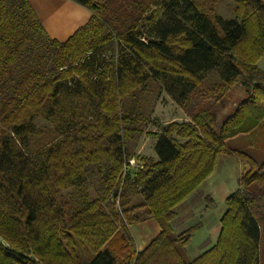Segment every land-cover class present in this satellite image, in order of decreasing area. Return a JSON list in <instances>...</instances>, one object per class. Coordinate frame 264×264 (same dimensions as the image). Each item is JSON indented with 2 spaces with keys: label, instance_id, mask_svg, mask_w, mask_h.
I'll return each instance as SVG.
<instances>
[{
  "label": "trees",
  "instance_id": "obj_1",
  "mask_svg": "<svg viewBox=\"0 0 264 264\" xmlns=\"http://www.w3.org/2000/svg\"><path fill=\"white\" fill-rule=\"evenodd\" d=\"M72 1L91 16L58 40L29 0H0V264H264V0L230 18L221 0ZM153 87L190 119L139 156ZM222 155L246 166L190 258L199 224L175 232V207ZM149 217L161 230L137 250L128 226Z\"/></svg>",
  "mask_w": 264,
  "mask_h": 264
},
{
  "label": "rangeland",
  "instance_id": "obj_2",
  "mask_svg": "<svg viewBox=\"0 0 264 264\" xmlns=\"http://www.w3.org/2000/svg\"><path fill=\"white\" fill-rule=\"evenodd\" d=\"M233 5V0H221L217 5L216 11L219 15L225 18L233 17ZM40 14L43 17L42 11H40ZM257 65L261 69H264V56L257 62ZM231 94V97L222 101L219 106L218 110H220V112L217 123H219L221 119L243 98L244 91L241 85L238 84ZM147 98L148 104L152 109V117L158 120V124H148L146 128L147 133L143 134L138 142L139 146L142 147L138 152L139 156H150L154 153L152 144L155 138L148 132L158 131L160 124H167L172 120L180 121L186 117L184 112L181 111L182 109L164 90L158 91V88L153 87L149 91ZM39 123L43 124L44 122L40 121ZM130 164L135 166L137 161L132 160L130 161ZM245 166L246 165L243 161L238 160L233 156L222 155L217 160L215 174L223 179L224 177L227 178V185L236 189L238 186V178L240 173L245 169ZM218 183L219 182L216 181L214 186L216 187V185H219ZM205 195L206 192L203 189H199V191L194 193L188 201V203L192 201L193 204L185 205L186 203H183L176 208L177 217L175 219V225H177L176 223L178 222H183L184 224L186 223L187 228L201 221L202 226H199L200 228L192 241L194 244H201V246L206 244L212 237L217 236L220 224L218 223V220H215V217H218L220 208L225 206V204H216L214 207L211 200L205 198ZM205 206H207V208H204Z\"/></svg>",
  "mask_w": 264,
  "mask_h": 264
},
{
  "label": "crops",
  "instance_id": "obj_3",
  "mask_svg": "<svg viewBox=\"0 0 264 264\" xmlns=\"http://www.w3.org/2000/svg\"><path fill=\"white\" fill-rule=\"evenodd\" d=\"M29 1H30L31 5L33 6V8L35 9L38 18H39L41 24L43 25L44 29L48 33V35L51 38H56L58 40L66 39L78 26L84 24L91 16V12L89 11V9H87L86 7L80 5V4H78L72 0H60V2H59V0H29ZM72 7L75 8L78 12L75 15L71 16L70 18H64L61 21V24L59 26V28L61 29V32H63L64 35L62 37H57V36L52 35L50 30L48 29L47 24H46L47 15H49L52 12L54 13V11L56 12V9L58 10L59 8H63V9L67 10V9L72 8ZM43 9H44V12H43ZM40 11H42L43 17L41 16ZM181 111H183V110H181ZM184 114L186 115V117L180 121H187L190 119L185 112H184ZM154 142H155V140H154ZM154 142H153L152 146H154ZM141 149H142V147H140L138 144L137 154H138L139 150H141ZM153 152L154 153L150 156L156 157V153H155L154 149H153ZM215 173H216V167H215L213 173L201 185H199L190 195H188L182 202H180L175 207V211H176V208L178 206L182 205L183 203H186L185 205L193 204L192 201L189 203H188V201H189L190 197L192 195H194V193H197V191H199V189H203L206 192L205 198H211V203L214 207L216 206V204H219V205L225 204V198L235 189H233L227 185V181H228L227 178L224 177V179H223V178L217 176V174H215ZM238 180H239V178H238ZM216 181L219 182L218 183L219 185H216V187H215L214 183ZM204 208H207V206H205ZM225 208H226L225 206H222L220 208L218 217H215V220H218V223H219L221 215L225 211ZM176 217H177V214L171 220V226H172L173 230L175 232H180V231L187 229L186 223L184 224L183 222H178V223H176L177 225H175ZM197 224H199L200 227L202 226L201 221H199ZM200 227H198V229ZM128 228H129V231L131 233V236L133 237V240L135 242L137 250L143 249L161 230L159 224L152 217H149L145 220L133 223V224L129 225ZM198 229L195 230L191 240L189 241V243L186 246V251H187V254L189 255L190 258H194V257L198 256L200 253H202L203 251H205L206 249H208L209 247L214 245L216 242L218 233H219V229H218L217 236L212 237L206 244H203L201 246V244L198 245V244H194L192 242L194 239L193 237H195L196 233L198 232Z\"/></svg>",
  "mask_w": 264,
  "mask_h": 264
},
{
  "label": "bare ground",
  "instance_id": "obj_4",
  "mask_svg": "<svg viewBox=\"0 0 264 264\" xmlns=\"http://www.w3.org/2000/svg\"><path fill=\"white\" fill-rule=\"evenodd\" d=\"M78 11L75 8L70 9H63L59 8L56 9V12L50 13L47 15L46 24L48 26V29L50 30L51 34L57 37H62L64 35L63 32H61V29L59 28L61 21L64 18H70L71 16L75 15Z\"/></svg>",
  "mask_w": 264,
  "mask_h": 264
},
{
  "label": "built area",
  "instance_id": "obj_5",
  "mask_svg": "<svg viewBox=\"0 0 264 264\" xmlns=\"http://www.w3.org/2000/svg\"><path fill=\"white\" fill-rule=\"evenodd\" d=\"M130 161H132V160H130Z\"/></svg>",
  "mask_w": 264,
  "mask_h": 264
}]
</instances>
